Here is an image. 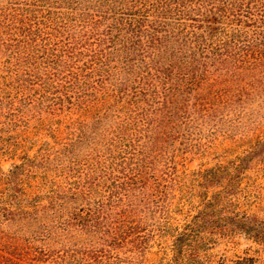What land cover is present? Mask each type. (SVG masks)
<instances>
[{"label":"rangeland","instance_id":"rangeland-1","mask_svg":"<svg viewBox=\"0 0 264 264\" xmlns=\"http://www.w3.org/2000/svg\"><path fill=\"white\" fill-rule=\"evenodd\" d=\"M30 3L0 0V207L12 209L46 206L65 194L70 187L66 182H73L86 164H96L97 154L107 158L114 146L105 142L119 133L123 122L122 115L117 118V104L110 117L97 123L95 114L103 112L106 96L85 77L90 74L83 68L88 55L78 54V46L74 55L63 54L71 33L58 34L41 25L46 36L57 34V39L40 38L46 48L25 50L22 33L6 24L10 17L24 16L42 23L46 3ZM57 6L52 2L49 8L61 12ZM55 53L58 57L53 58ZM259 77L253 86L241 83L243 92L233 91L238 86L234 83L224 86L230 91L226 102L209 104L206 112L190 95L183 106L189 118L177 115L141 136L137 142L146 147V185L128 208L132 213L126 224L134 231L114 249L101 246L97 234L66 227L65 216L46 227L41 213L24 223L16 217L2 222L1 230L16 235L22 229L19 235L26 231L23 237L33 248L49 249L44 261L33 264H233L246 257L264 261V245L252 239L264 229V80ZM246 217L259 226L239 229L236 222L241 225ZM188 224L199 226L198 239L182 238L185 245L180 246L177 238ZM44 228L51 238L39 233Z\"/></svg>","mask_w":264,"mask_h":264},{"label":"trees","instance_id":"trees-1","mask_svg":"<svg viewBox=\"0 0 264 264\" xmlns=\"http://www.w3.org/2000/svg\"><path fill=\"white\" fill-rule=\"evenodd\" d=\"M30 1L32 6L39 0ZM43 1L47 17L40 20L42 23L21 16L22 20L8 18L6 25L22 33L20 42L25 50L32 46L44 49L47 44L43 48L39 44L42 39H57V34L46 36L41 25L58 34L71 33L63 54L74 55L78 46V54L83 51L88 55L83 68L90 74L85 77L93 79V89L106 96L101 100L103 112L98 109L95 114L97 123L110 117L113 112L109 111L117 104V118L122 115L123 122L119 133L105 142L114 146L112 153L103 160L97 154L96 164H86L87 169L77 172L73 182H66L70 187L65 194L54 196L46 206L0 207V227L16 217L21 223L35 220L38 213L46 227L47 222L65 216L66 227L75 225L79 233L97 234L101 246L114 249L134 231L126 224L132 213L128 208L133 206L136 192L146 185V147L137 142L141 136L153 126L171 123L177 115L189 118L183 106L190 95L206 112L209 104L226 102L230 91L224 86L234 83L238 86L233 91L243 92L246 89L241 83L250 87L258 81L256 77L264 80V0ZM52 2L61 12L49 8ZM75 32L78 35L74 36ZM52 57L58 56L55 53ZM66 178L71 179L69 175ZM239 222L236 226L245 231L259 226L254 218L246 217L241 225ZM198 228L188 224L177 238L180 246L185 245L182 238L198 239ZM18 232L10 235L0 228V264L44 261L49 249L36 250L23 237L27 232L22 236V229ZM39 233L53 236L46 228ZM252 239L264 245V229L255 232ZM99 259L94 261L99 263ZM233 264L264 261L246 257Z\"/></svg>","mask_w":264,"mask_h":264}]
</instances>
